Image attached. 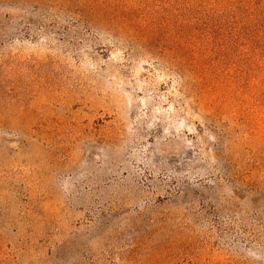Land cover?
I'll return each instance as SVG.
<instances>
[{"label": "rangeland", "instance_id": "374dc122", "mask_svg": "<svg viewBox=\"0 0 264 264\" xmlns=\"http://www.w3.org/2000/svg\"><path fill=\"white\" fill-rule=\"evenodd\" d=\"M0 264H264V0H0Z\"/></svg>", "mask_w": 264, "mask_h": 264}]
</instances>
